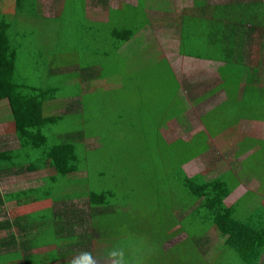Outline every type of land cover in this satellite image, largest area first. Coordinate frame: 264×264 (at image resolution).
I'll list each match as a JSON object with an SVG mask.
<instances>
[{
	"label": "trees",
	"instance_id": "16d2710c",
	"mask_svg": "<svg viewBox=\"0 0 264 264\" xmlns=\"http://www.w3.org/2000/svg\"><path fill=\"white\" fill-rule=\"evenodd\" d=\"M137 1L141 7L143 0ZM5 2V0H0V6L3 3L6 5L7 2ZM21 3L22 0H11L12 5H10V8H15L14 11L9 9L8 5L5 8L0 7V103L5 102L9 107L8 117L10 120L8 121L10 122L5 123V132L12 134V137L15 136L19 142V148L0 146V173L43 170L46 172V177L41 179L43 184L27 188L24 191L10 194H2L0 191V217H2L0 219V252H2L3 248L6 249V251H3H5V255L8 257L3 258L0 254V264H8L9 259L11 264H69L70 259H67L68 251L66 250L71 246L79 244H81L82 254L90 253L95 259L96 264H104L105 262L116 264L115 256L113 255L112 259L109 257L110 251L108 248L95 247L93 249L94 245H92V241L96 239V241L102 240L103 242L112 239L108 238L112 236L110 234H113L111 230L115 226L119 227L126 223L129 217H131L132 224L137 223V221L129 205L126 203L122 206L119 203L117 177L114 174L110 175L104 172L102 169L99 172H95L93 168L94 163L88 160L86 155L88 151L84 149L83 144V140L86 137H97L107 130L114 131L111 128L106 130L102 128L103 125L108 124L109 120L112 123L111 117L109 118L108 116L110 112L105 109L107 106L103 104L104 99H107L106 92L93 90L92 93L83 96L81 91H79L81 85L71 86L70 89L78 88V96L81 98V101L78 100L76 103H78L77 109L82 110L74 115L75 119L76 117L78 118L80 130L72 131L68 134L65 133L63 137L60 131L55 133L56 130L53 128V141L48 144L46 142L43 143V140L46 139L45 136L47 137L46 127L51 120L53 119V126L57 127L61 119L67 115L66 113L63 115L54 113L56 108L62 107L60 105L54 106L57 102L62 101L58 100V90L56 88H53V117H47L44 114L50 97H48L49 92L46 89V85L41 84L40 81L46 76L42 67L49 64L45 59L47 56L42 51L39 52V49L34 48L35 38L33 36L16 32L17 30L9 26V22L5 18L6 15H10L11 17L12 15L17 17L25 15V11L20 7ZM249 4L250 6L237 7L215 5V15H218L219 20L217 25L213 22L212 27H215L214 29L220 32L227 31L224 28L243 27L245 29L247 26L243 23L235 24L231 20L228 11L229 9L239 11L240 19L242 20L246 13L258 9L255 0H249ZM261 7L263 6L261 5ZM136 9L140 8L137 6V8L123 14L129 13L135 15L134 11ZM239 15L231 16L233 18ZM184 22L187 26L195 27L197 31L200 27H206L204 31L207 29L213 30L212 27L208 28V25L196 17L194 21L185 20ZM230 23L233 24L231 25ZM85 25L86 27H84L88 29V33H90L89 29L91 31V45H98L103 41L109 40V42H112L114 52L119 51L123 44L129 41L140 30L139 28L116 29L114 31L112 29L103 30L95 25V21L89 20L86 21ZM93 30L106 31L111 34L109 38L104 40V37L97 33L92 35ZM92 36L94 40H92ZM28 37L30 38L27 39ZM247 39L248 37H238L235 35H220L217 38L218 42L222 44L221 46L233 47L234 51L244 48L238 45L245 44ZM52 44L53 38H47V47ZM183 48H187V51L183 50ZM179 50L180 55L185 56L190 54L189 44L186 43V36L182 38ZM68 54L69 52L53 53V59H55L53 60V64L68 65L69 61L67 60H58L59 56L65 57ZM89 55L90 58L92 56L89 65L93 67L94 65H103L97 59L100 57V54L93 52L89 53ZM39 57L40 60H38ZM28 60L33 65V68L37 69L38 75L35 76L31 86H25L20 83L15 84L14 77L17 65L26 69L22 64L23 61L27 62ZM82 61L84 63L82 64L83 66L87 65L85 64V61L87 63V54L83 53ZM263 61L262 59L261 63ZM39 68L43 69V73L38 70ZM86 70L97 72L98 70H102V68L99 67L93 70L81 67L74 71L81 76ZM55 71L56 69L54 68L53 72ZM169 71V75L173 80V72ZM60 73L64 76L69 75V71H62ZM98 73H103V70L96 73L97 76L103 77V75ZM32 76L34 75L31 74ZM18 77L21 79L22 76ZM24 79H27V76ZM172 83L174 84V82ZM35 84L38 86V89L30 90ZM175 89L176 87L173 93ZM240 89H243L244 93H254L260 89H263L264 92V87L257 89L254 86L252 87L251 84L243 85ZM69 92L71 94L72 91ZM99 102L102 103L99 104ZM170 104H173V97ZM78 139H80V143L82 142L81 145H78ZM159 139H162L163 142L165 141L167 148L159 142ZM144 146L146 150H152L153 155L147 159H142L144 161L138 160V162H135L136 169H139V173L135 179L143 181L144 186L134 190L141 192L142 189L151 188L152 193L157 190L159 192L156 195L160 199V191L164 188L166 199L170 203L168 210L171 211L173 217L170 227L175 231L174 233H183L189 239L192 237L196 238L199 233H202L204 234L202 236L205 239L204 243H207V234L211 229H215L216 227L220 232L221 239L223 238L220 254L225 258L226 262L229 255L236 259L235 263L237 264H260V260L264 257V224L262 223L259 227H248L245 224L243 227L241 219L235 217L234 209L231 207L225 208L224 201L233 192L234 186L229 187L226 180H221L222 178L206 180L203 174L189 176L183 169V164L195 158L199 152L207 150L209 146L205 140L194 142L193 140L183 141L179 139L177 142L168 143L161 137L159 132L152 131L148 142ZM115 161L114 158L111 159V163H115ZM95 177L98 180H95ZM133 180V177L125 178L121 183L122 189H129ZM167 182H169L168 185L165 184ZM70 184L73 186L70 190L72 195L66 194V196L59 198L56 187H61L62 189L65 186H70ZM84 186H87L88 189L84 188ZM76 198L87 200L88 212L82 211L81 204L78 207H74L73 204H75ZM20 201H24L25 204L51 201L53 202V206L10 217H7L3 213V206L6 203L16 202L19 204ZM68 202H71L70 206H73L72 208L67 206ZM185 212L187 214L179 220L177 218L178 213L182 215ZM99 213H103L100 218L107 217V220H109V216H112L111 228L107 224L104 226L103 222H98L99 224L95 223L97 220L96 215ZM114 216L117 218L114 219ZM185 217L192 223L190 228L184 227L183 219ZM49 220H52V229L48 230L47 236L40 235L34 239H27L22 243L18 242V238L14 233L15 231L17 233H28L37 228L39 224L40 227L42 225L47 226ZM178 225L180 226L175 229ZM77 228H81L82 232L78 233ZM119 235L120 233L117 234V237ZM50 240L52 245L54 244L58 249L57 251H52V260H49L47 257L50 254H45V252L44 254H32V250L41 245L43 246ZM70 241L73 242V245L68 244ZM10 248L18 249L11 250ZM110 248L113 250L114 247L111 246ZM103 249L107 250V256H102V252L105 251L100 250ZM59 250H64L61 255Z\"/></svg>",
	"mask_w": 264,
	"mask_h": 264
},
{
	"label": "crops",
	"instance_id": "0c3cea01",
	"mask_svg": "<svg viewBox=\"0 0 264 264\" xmlns=\"http://www.w3.org/2000/svg\"><path fill=\"white\" fill-rule=\"evenodd\" d=\"M5 1L11 3V0ZM63 1L60 3V0H22L20 7L25 11V15H21L20 17L6 15L5 18L8 22H18L21 26L23 24L24 29L14 27L17 30L16 32L34 36L35 42L39 38H46V31L39 28H27L26 26L30 25L32 21L43 20V27L53 33V16H57L60 12L65 10L66 1H72L78 8L80 15L90 17L88 20L95 21V25L99 29H112L114 31L120 28L116 25L114 28H108L111 23L117 21L120 25L124 20H130V28H139L140 30L130 38L129 42H125L117 52L123 55L128 51L129 44L134 43L136 45L137 38L141 37L140 46H146V43H149L152 49L155 50L153 53L158 55L156 57L160 58V61L166 62L168 70L173 72V82L176 87L172 96L173 104L171 107L173 111H171L170 103L166 98H162V104H158L152 111V122L154 125L152 131L159 132L161 137L168 143L177 142L179 139L169 141L166 136H164L163 132L171 123H176L182 118L185 119L187 103L184 99V95L182 96V91L190 92V90H186L182 86L184 79L181 80L176 76L173 70L175 66L174 61H176L179 66L180 64L186 63L189 64V66H193V70L196 71L198 69L201 77L200 79H195L194 77V80L197 81L199 85L198 90L201 92L197 94L190 93L189 96H187V102L194 104L197 109H201L197 111L200 125L196 127L198 129L189 141L193 140L194 142H200V138H198V140H195V138L198 137L197 134L205 132L203 133L204 137L202 140H205L209 147L207 150L199 152L193 159L196 160L202 156L204 157L206 153L211 154L210 164H213V167L215 165V177L213 178H222L221 180H226L229 187L234 186L233 192L225 199L224 206L225 208L231 207L234 209L235 217L241 219L243 227L245 224L248 227H259L262 223L264 224V157L260 158L258 161H254L256 165H253L252 162L248 164L245 163L248 158L256 154L258 149H260L259 143L261 141L264 142V117H262L260 113L264 110V92L263 89H260L254 93H244L243 89H240L243 85L250 84L257 89L259 87H264V61L261 63V60H264V0H255L258 9L246 13L242 20L240 19L239 11L229 9L228 12L231 20L235 24L243 23L247 27L245 29L243 27L224 28L227 30L224 32L216 31L214 29L215 27H212L213 22L217 25L219 20L218 15H215V5H228L229 7L250 6L249 0H143L141 7L137 0H134L135 3L131 0ZM56 4H59V7ZM1 5L2 8L6 6L4 3ZM261 5L263 7H261ZM137 6L141 10V15H139L141 18L140 22H137L138 15L111 14L113 11H123L124 13L137 8ZM231 15L239 16H234L232 18ZM195 17L208 25V28L212 27L213 30L207 29L204 31L206 27H200L197 31L195 27L185 24V20L194 21ZM9 18H11V20ZM230 24L232 25L233 23ZM85 30L87 31L84 33L85 35L91 34L90 29V33H88L87 28ZM95 33L103 36L104 40L109 38L111 34L106 31L93 30L92 35ZM220 35L245 36L248 37V39L245 44L238 45L244 48L234 51V49H232L233 47L221 46L222 44L217 40ZM185 36L186 43L189 44L190 54L183 56L179 54V49L182 38ZM92 40H94L93 36ZM106 49L110 51V54L115 51L112 42H110ZM40 51L46 54L47 57L45 59L46 62L49 63L42 67L47 73L44 79L40 81L41 84L46 85L49 96H53L52 77H56L58 74H61L60 72L62 71H69L65 84L72 86L81 85L79 91H81L83 96L93 92L89 91V86L92 84L98 86L108 83L106 82L108 76L103 75V73H98L103 75V77L97 76L96 73L100 70L97 72H89L86 70L81 76L74 71L81 67L95 70L99 67L103 68V65H94V68L92 65L85 63L87 65L83 66L82 64L84 63L80 64L75 58L71 59L67 56H59L58 60H67L70 62H68V65L53 64V60H55L53 59V44L48 47L46 44L43 48H39V52ZM84 51L86 53L90 51L95 52V50L89 47L84 49ZM38 60H40V57ZM98 60L102 62V59ZM54 68L56 69L55 72H53ZM201 83L206 85V87L211 84L208 91H202L203 88ZM98 90L100 89L98 88ZM167 95L169 96V94ZM49 100L50 101L46 104L47 109L44 111V114L47 117H53V97H50ZM58 100L62 99L58 98ZM65 100L66 103L64 107H61L63 105L60 104V107L64 108V110H58L59 112H57V114L63 115L66 113L67 116L74 118V115L82 110L81 107V110L77 109L78 103H76L78 100L81 101V98L77 94L75 97H71L70 95ZM176 100L179 101L178 106L176 105ZM57 109L58 108H56L55 112ZM195 111L196 109L194 112ZM213 112H215V115L210 118L209 122L203 123L202 116L212 114ZM166 114H168L167 120L163 119ZM153 115H156V117H153ZM0 118H2L0 119V146L19 148L18 139L15 138V136L12 137V134L5 132V123L10 122L8 121L10 119L5 108L0 112ZM76 119L78 118L76 117ZM131 126L134 125L130 124V127ZM46 129L47 137L45 136L46 139L43 140V143L46 142V144H48L53 141V119ZM190 161H187L186 164ZM28 175H33L34 177L30 178H36V181H30L31 179L27 177ZM10 176L23 177V180L28 183V186L16 190L9 189L8 191H4V185ZM43 177H46V172L43 170L34 172L23 170L20 173L1 172L0 191L2 194L24 191L27 188L36 187L38 184H41V179ZM51 206H53V202L51 201L37 202L34 204H25L24 201H20L19 204L16 202H9L3 206V213L6 214L7 217L17 216V214L23 215ZM20 208L25 209L24 211H20ZM12 211H14V213H12ZM15 211H17L16 214ZM1 218L2 217H0V219ZM47 224V226L42 225V227H40L39 224L37 228L33 229L32 231L36 232V236L32 237V239L40 235L47 236L49 233L48 230L52 229V220H49ZM31 232L17 233L15 231L14 233L18 238V242H20V237L23 238L22 242H25L29 239ZM215 239H218L217 244H219L215 249V251L217 250L215 254V264H226L225 258L220 254V246L223 244V238L221 239L220 232L216 227ZM68 244L73 245V242L70 241ZM80 246L81 244L74 245L66 250L68 251L67 259L82 254V248ZM15 249L18 248H12L11 250ZM39 249H47V251L36 252L39 251ZM3 250L6 251L4 248ZM3 250L0 252L1 257L6 258L7 255H5V251ZM55 250L57 251L58 249L54 244L52 245L50 240L43 246L41 245L32 250V254H44L45 252V254H50L47 257L49 260H52V251ZM63 251L64 250H59L60 255ZM260 262V264H264V257Z\"/></svg>",
	"mask_w": 264,
	"mask_h": 264
},
{
	"label": "rangeland",
	"instance_id": "374dc122",
	"mask_svg": "<svg viewBox=\"0 0 264 264\" xmlns=\"http://www.w3.org/2000/svg\"><path fill=\"white\" fill-rule=\"evenodd\" d=\"M62 1L63 0H60V3ZM131 1L135 3L134 0ZM65 3V10L60 12L57 16H53V34L43 27V20L32 21L31 24L26 27L45 30L46 37L53 38V53L69 52L67 57L71 59L75 58L77 62L83 63L82 55L85 53L87 54V64L91 63L92 56L90 58L89 53L93 52L90 51L86 53L84 49L87 47L100 54L98 59H102L103 62V75H109L106 81L108 83H106V85L98 86L92 84L89 86V91L92 92L99 88L100 90L104 89L102 92H106L107 99H104L105 101L102 102L107 106L105 109L110 112L108 116L109 118L111 117L113 124L109 120L108 124L103 125L102 128L104 130L111 128L114 131H104L96 138H84V149L88 151L86 153L88 160H91V162L94 163L93 168L95 172H99L100 169H102L104 172H107L110 175L114 174L117 177V193L120 199L119 203L122 204V206L127 203L137 221V223L132 224L131 217H129L127 222L123 225L119 227L115 226L114 229L111 230L113 231V234H110L113 237H108L112 239L103 242L102 240L96 241V239H94L92 241V245H94L93 249H95V247L108 248L110 253H115L116 264H120L121 261L124 264H215V254L217 251H215V249L219 244H217L218 239H215L214 228L210 230L206 236L208 238L207 243H204L205 239L202 238L204 235L202 233H199L196 238L192 237L190 239L186 238L183 233L175 234V231L170 227L173 217L171 211L168 210L170 203L166 199V194L163 190L164 188L160 191V199L156 195L159 192L157 190H155V192L153 191V193L151 188L142 189L141 192L134 190L144 186L143 181L135 179L139 173V169H136L135 167V162H138V160L144 161L142 159H147L153 155V151L150 149L146 150L144 146V144L148 142L152 129L154 128L152 111L158 104H162V98L168 99L169 103H171V98L173 96L175 86L172 83L173 80L169 75L170 71L166 67V63L160 61V58L156 57L158 55L153 53L155 50L152 49V46L149 45V43H146V46H140L141 37L137 38L136 45L130 43L128 51L123 55L118 52L110 54V51H107L106 49L110 44L109 41H103L98 45H91V36L84 34L87 32L84 29V26L90 17L80 15L78 8L72 3V1H66ZM7 5L12 11L15 10V8H10V5H12L10 2H8ZM56 5L59 7V4ZM122 13L123 11H113L111 14L133 15ZM134 14L138 15L137 22H140V9H136ZM9 19L11 20V18ZM8 25L18 29H24V25L22 24L21 26L18 22H9ZM115 25L122 30L130 29V20H124L120 25L117 21H114L108 28H114ZM46 26L48 27L47 23ZM29 38L30 37L27 39ZM33 38L35 37L33 36ZM47 38L37 39L33 44L34 48H43L47 44ZM183 50L187 51V48H183ZM174 62L175 66L173 67V70L176 76L181 80L184 79L182 86L186 90H190V92L182 91V96L184 95V99L187 103L185 119L182 118L176 123H171L163 134L169 141L178 139L189 141L198 129L196 127H199L200 125L197 111L201 109H197L194 104L187 102V96H189L190 93L197 94L201 92L198 90L199 85L197 84V81L194 80V77L195 79H200L201 75L198 69L196 71L193 70V66H189V64L184 63L179 66L176 61ZM22 65L26 69L17 65L14 82L15 84L20 83L25 86H31L35 76L38 75L37 69L33 68V65L29 60L27 62L23 61ZM38 70L43 73L42 68H39ZM44 73L46 74L47 71H44ZM31 74L34 76L31 77ZM18 76H22L21 79ZM25 76H27V79H24ZM66 77L67 76L58 74L51 79L53 88L58 90V98L62 99L61 103L57 102L54 106H59L60 104L64 106L66 98L70 95L71 97H75L78 94V88L70 89L72 85L65 84ZM23 81L25 82L21 83ZM201 85L203 88L202 91L204 92L208 91L211 86L210 84L206 87V85H203L202 83ZM32 89H38V86L35 84L30 90ZM69 91H72L71 94ZM167 94H169V96ZM102 102H99V104ZM176 102V105L178 106L179 101L176 100ZM171 105L172 104H170V107ZM1 107L5 108V111L9 116V107L7 103H0V112L4 110V108ZM195 109L196 111L194 112ZM57 110H64V108H58ZM171 111H173L172 108ZM260 113L261 116L264 117V110ZM213 115H215V112L203 115L202 122H209ZM153 117H156V115H153ZM163 119L167 120L168 114H166ZM130 124H133L135 128L134 126L130 127ZM53 128L56 130L55 133L60 131L61 136L63 137L65 136V133L68 134L72 131L80 130L78 119L70 116L63 117L61 122L57 124V127L53 126ZM203 133L197 134L198 137L195 138V140L200 138L201 141L204 137ZM79 140L80 139L77 140V143L78 145H81L82 142L80 143ZM159 142L164 144L167 148L165 141L163 142L162 139H159ZM259 147L260 149H258L257 153L245 161L246 164L252 162L253 165H256V162L254 161H258L260 158L264 157L263 141L259 143ZM211 157V154L206 153L204 157L202 156L196 160L193 159L187 164H183V169L189 176L202 173L207 180L213 179V177H215V165L213 167V164H210ZM112 158L116 160L115 163H111ZM27 177L31 179L30 181H36V178H30L34 177L33 175H28ZM131 177H133L134 180L132 181L130 188L127 190L122 189V181L125 178ZM23 179V177L10 176L4 185L3 190L8 191L9 189L16 190L22 187H27L28 183ZM95 180H98V178L95 177ZM165 184L168 185L169 182ZM71 188H73L71 184L62 189L61 187H56L59 198L66 196V194L72 195V193H70ZM84 188L88 189L87 186H84ZM58 196L56 195L57 198ZM129 198L130 200H128ZM86 201L87 200L85 199L76 198V201L74 202L75 204L73 205L74 207H78L81 204L82 211L88 212ZM70 203L71 202H68L67 206L72 208L73 206H70ZM20 209V211H24L25 208ZM160 211L161 213H159ZM15 212L17 213V211ZM186 214V212L182 215L178 213L177 218L181 220ZM102 215L103 213L96 215L97 220L95 223L99 224L100 222H103L104 226L107 224L108 227L111 228L112 216H109V220H107V217L100 218ZM113 218L115 219L117 217L114 216ZM183 224L185 225L184 227L187 228L192 226L191 221L186 217L183 219ZM179 226L180 225L176 226L175 229ZM77 232H82V229L77 228ZM118 233H120V235L117 237ZM35 236L36 232L32 231L29 239H32V237ZM22 239L23 238L20 237L19 243H22ZM111 246L114 247L113 250L110 248ZM40 251H47V249H39V251L36 252ZM100 251H105L102 252V256H107L106 249ZM109 257L112 259L113 255H109ZM235 261L236 259L233 256L230 257L228 255L226 264H237ZM8 262V264H11L10 259ZM104 264L112 263L105 262Z\"/></svg>",
	"mask_w": 264,
	"mask_h": 264
},
{
	"label": "clouds",
	"instance_id": "9594fccd",
	"mask_svg": "<svg viewBox=\"0 0 264 264\" xmlns=\"http://www.w3.org/2000/svg\"><path fill=\"white\" fill-rule=\"evenodd\" d=\"M110 256L115 255V253H109ZM96 264L95 259L90 253H85L82 255L74 256L70 259L69 264ZM122 264V261H121Z\"/></svg>",
	"mask_w": 264,
	"mask_h": 264
}]
</instances>
